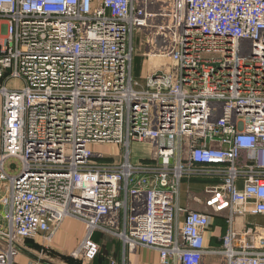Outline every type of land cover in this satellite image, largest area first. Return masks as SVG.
I'll return each mask as SVG.
<instances>
[{
    "label": "built area",
    "instance_id": "obj_1",
    "mask_svg": "<svg viewBox=\"0 0 264 264\" xmlns=\"http://www.w3.org/2000/svg\"><path fill=\"white\" fill-rule=\"evenodd\" d=\"M138 56L160 62L143 87ZM0 109V264L68 219L86 263L102 232L161 264H264V226L235 229L264 217V0H0Z\"/></svg>",
    "mask_w": 264,
    "mask_h": 264
},
{
    "label": "crops",
    "instance_id": "obj_2",
    "mask_svg": "<svg viewBox=\"0 0 264 264\" xmlns=\"http://www.w3.org/2000/svg\"><path fill=\"white\" fill-rule=\"evenodd\" d=\"M196 185L197 184L195 183L190 184L187 182H185L182 185L180 204L186 208L188 207L193 210L202 211L203 207L194 205L188 199L189 189L191 188L192 190H196ZM198 186L201 188L200 185ZM256 225L264 226V217L262 216L261 217L248 216L245 218L238 217L235 222V229L241 232L248 227H252ZM226 231H227V225L225 222V218L223 217L214 218L213 225L206 236V245L214 249L220 248L222 246V239ZM85 237H86L85 225L75 220L68 219L63 223L60 231L55 237L53 246L50 249L56 251L59 254H63L64 256L71 257L70 255H72L74 252L80 249L81 244L84 241ZM50 249L46 250L44 248V252L50 251ZM103 249L105 250L106 253L103 254L101 252L100 264H161L157 252H153L146 249H139L134 252L124 250L123 242H121L118 239L111 241V243H109V245H107ZM19 260L21 264H40L31 257H29L26 253H23L20 256ZM220 261L221 259L217 256H207L203 259L202 264H219ZM92 263H95V261L91 262L90 264Z\"/></svg>",
    "mask_w": 264,
    "mask_h": 264
},
{
    "label": "rangeland",
    "instance_id": "obj_3",
    "mask_svg": "<svg viewBox=\"0 0 264 264\" xmlns=\"http://www.w3.org/2000/svg\"><path fill=\"white\" fill-rule=\"evenodd\" d=\"M159 63L160 62H158L157 59L149 60L146 57H141V56L140 57L139 56L136 57V60H135V63H134V72H133L134 80L136 82H138L142 87L145 86V78L149 74L150 66L157 65ZM165 63L169 64V62L167 60L165 61ZM0 116H1V112H0ZM94 150H95L96 153H103L108 158L110 156L114 157L115 161H117V162L122 161L123 154L125 153V149L124 148L119 147V146H115V145H97V146L94 147ZM153 151H154V148H153V146L150 143L132 145V147L130 149L131 161L133 163H138L141 160L151 159V157L153 155ZM9 164L12 165L13 168H16L15 161H9L8 165ZM190 190H192V189L190 188L189 191ZM185 191H186V189H185ZM184 194H185V192H184ZM94 239L96 240V242H98V244L101 247L100 254H101V252L103 254L106 253L103 248H105L107 245H109V243H111V241H113L115 239L116 240L117 239L120 240L119 238L114 237L111 234L102 233V232H96L94 234ZM33 243H36V242L33 241ZM35 245H38L39 248L31 247L25 242L22 245V248H24L25 250L28 249L29 252L35 254L36 256H38L40 258L48 260V261H50V262H52L54 264H73L69 260L62 259L61 256L67 257V256H64L63 254L57 253V256H55L54 252H51V253H50V251H45L44 252V248L46 250H49V248L47 246H43L42 242L38 243V244H35ZM22 254L23 253H21V255ZM23 256H25V255H23ZM70 256H71V258H73L72 255H70ZM100 259H101V257H99L97 260H95V263H92V264H100V262H101ZM77 260H79V259H77ZM74 264H90V263H85L82 260H80L79 262H74Z\"/></svg>",
    "mask_w": 264,
    "mask_h": 264
},
{
    "label": "trees",
    "instance_id": "obj_4",
    "mask_svg": "<svg viewBox=\"0 0 264 264\" xmlns=\"http://www.w3.org/2000/svg\"><path fill=\"white\" fill-rule=\"evenodd\" d=\"M32 242V243H31ZM26 243L29 245V246H31V247H37V248H39V246L38 245H35L36 243H33V241H31V240H27L26 241ZM31 244V245H30ZM51 252H54L55 253V256H57V252L56 251H54V250H50V253ZM101 255V254H100ZM98 256L97 257V259L99 258V257H101V256ZM62 257V259H64V260H69V261H71V263H73L74 264V262H79L80 260H77V259H74V258H71V257H63V256H61Z\"/></svg>",
    "mask_w": 264,
    "mask_h": 264
},
{
    "label": "water",
    "instance_id": "obj_5",
    "mask_svg": "<svg viewBox=\"0 0 264 264\" xmlns=\"http://www.w3.org/2000/svg\"><path fill=\"white\" fill-rule=\"evenodd\" d=\"M24 253H26L29 257H31L32 259H34L35 261H37L40 264H54L48 260L42 259L38 256H35V255L29 253L27 250H24Z\"/></svg>",
    "mask_w": 264,
    "mask_h": 264
}]
</instances>
